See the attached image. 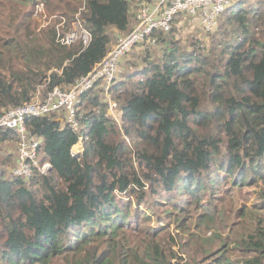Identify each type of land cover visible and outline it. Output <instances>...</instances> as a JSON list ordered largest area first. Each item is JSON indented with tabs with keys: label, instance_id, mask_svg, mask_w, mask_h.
Instances as JSON below:
<instances>
[{
	"label": "trees",
	"instance_id": "16d2710c",
	"mask_svg": "<svg viewBox=\"0 0 264 264\" xmlns=\"http://www.w3.org/2000/svg\"><path fill=\"white\" fill-rule=\"evenodd\" d=\"M142 1L0 0V113L39 90L69 89L134 27ZM41 2L55 19L37 32ZM62 19L65 31L76 21L88 29L89 43H62ZM175 24L155 46L132 49L135 69L111 84L121 122L101 82L76 100L78 130L56 117L62 111L26 119L51 167L25 178L4 168L9 157L0 161V264H54L62 254L65 264H169L161 232L146 226L152 215L139 208L148 191L198 199L220 170L240 186L253 170L264 176V0H234L212 30L194 26L186 46ZM11 139L16 132L0 127V142ZM244 212L239 247L246 264H264V220ZM215 239L205 240L203 264H240L224 241L212 250Z\"/></svg>",
	"mask_w": 264,
	"mask_h": 264
},
{
	"label": "rangeland",
	"instance_id": "374dc122",
	"mask_svg": "<svg viewBox=\"0 0 264 264\" xmlns=\"http://www.w3.org/2000/svg\"><path fill=\"white\" fill-rule=\"evenodd\" d=\"M39 6H42V9ZM37 9L39 11L36 14ZM33 16L36 19L35 30L37 32L51 26L55 19L54 15L50 16L47 13L44 2L36 5ZM183 17L189 18L191 14L185 12ZM62 20L57 24L58 32L65 31L62 28L64 27L65 20ZM175 23V25L181 27V34L179 35L181 38H179L182 41L180 40L179 43L183 42V46H186V38L191 36L194 26L188 21L184 23L182 21H176ZM80 25L81 23L76 21L70 29L80 27ZM190 40L197 41L195 38ZM139 48L140 46L134 47L132 51H136ZM132 51L123 58L125 60L122 63L123 75L135 69V64L128 63V60L132 59ZM138 63L142 65L143 61L140 60ZM138 68L141 69V66ZM37 93H39L41 98L45 97L40 90ZM107 98L109 99L108 96ZM118 108L119 106L112 111V114L117 115L118 119H115L121 122L122 112ZM61 116L56 115L58 119H62L63 115ZM38 151H40L39 148ZM4 157H9L4 162V168L8 166L7 169L12 172L19 165L18 142L16 139L0 142V161H3ZM43 160L40 154L37 165L41 166ZM219 173L220 178L218 181H207L213 188V192L209 190L205 194L200 195L198 199L181 191H175L173 193L162 191L159 194L148 191L147 197L152 199L150 202L148 199L139 206L140 210L152 215L150 225L148 224L146 226H153L161 232L160 240L162 245L166 252L171 254L169 264H198V262L203 264L204 260L206 262L209 261L210 256L204 257L206 253L205 251L202 253V251L206 250L209 245L205 240L214 239V237L216 239L211 245L212 250L217 249L219 240H222L225 244L223 248L227 249V255L234 260H239L240 264H246V259L250 257V254H247L239 247L240 237L245 233L246 226L248 225V217L244 212V207L247 206L248 208L256 210L264 220L263 173H258L253 170V181L243 186L234 184L232 176L227 171L220 170ZM127 198L132 199V196L128 194ZM155 209H157V213ZM139 219H144L143 213L140 214ZM171 234L174 236L176 242L171 241ZM216 234L217 236H215ZM64 259L65 254L59 255L55 259L54 264H65Z\"/></svg>",
	"mask_w": 264,
	"mask_h": 264
},
{
	"label": "built area",
	"instance_id": "2783aa9c",
	"mask_svg": "<svg viewBox=\"0 0 264 264\" xmlns=\"http://www.w3.org/2000/svg\"><path fill=\"white\" fill-rule=\"evenodd\" d=\"M234 0H143L138 8L137 22L126 34L119 36L115 44L107 51L104 57L95 63L94 67L81 76L69 89L54 86L44 98L39 93L31 100L20 105L6 109L0 113V127L11 128L18 136V162L19 165L12 171L16 176L30 178L35 171L47 173L51 167L48 160H43L38 166L40 151L39 140L31 135L26 125L30 116H38L54 111H62L63 124L70 125L78 130L76 100L78 96L96 83L101 82L105 88L108 99V113L112 114L119 105L110 96V86L123 71L124 57L137 46L152 47L158 42L160 31H168L176 21H188L204 31L212 30L218 24L220 14L229 7ZM42 9V6L40 7ZM39 9L36 10V14ZM187 12L191 17H183ZM90 31L80 27L58 32V39L64 44H71L82 39L84 45L90 41ZM119 109V108H118ZM61 113V112H59ZM74 145L72 152L79 157L82 152V136ZM20 144V146H19ZM40 170H38V169Z\"/></svg>",
	"mask_w": 264,
	"mask_h": 264
},
{
	"label": "crops",
	"instance_id": "0c3cea01",
	"mask_svg": "<svg viewBox=\"0 0 264 264\" xmlns=\"http://www.w3.org/2000/svg\"><path fill=\"white\" fill-rule=\"evenodd\" d=\"M114 45V44H113ZM119 110V109H118ZM120 112H122V109L120 108ZM82 146H83V142H81Z\"/></svg>",
	"mask_w": 264,
	"mask_h": 264
},
{
	"label": "clouds",
	"instance_id": "9594fccd",
	"mask_svg": "<svg viewBox=\"0 0 264 264\" xmlns=\"http://www.w3.org/2000/svg\"><path fill=\"white\" fill-rule=\"evenodd\" d=\"M79 137H80V135H79ZM80 140H81V139H79V141H80ZM82 140H83V139H82ZM79 141H78V142H79ZM76 144H77V143H76ZM73 147H74V146H73ZM40 154H41V153H40ZM41 157H42V156H41Z\"/></svg>",
	"mask_w": 264,
	"mask_h": 264
}]
</instances>
